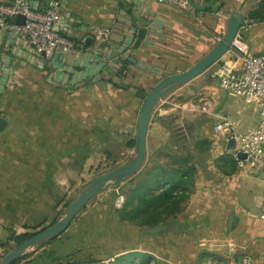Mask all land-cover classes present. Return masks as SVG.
<instances>
[{"label": "crops", "instance_id": "obj_1", "mask_svg": "<svg viewBox=\"0 0 264 264\" xmlns=\"http://www.w3.org/2000/svg\"><path fill=\"white\" fill-rule=\"evenodd\" d=\"M33 1L39 8L47 2ZM186 1L183 8L160 0H63V30L79 57L68 53L41 62L7 41L1 75L11 83L0 98V117L7 121L0 130L1 260L13 249L14 232L59 221L97 167H119L135 158L149 91L200 61L243 2L244 13L249 5V0ZM96 25L111 27L107 41L93 33ZM238 34L251 51L264 52V22L243 25ZM238 67L230 48L207 70L162 94L152 110L141 168L92 197L86 221L70 226L63 237L69 253L112 242L102 238L115 223L133 228L117 214L124 206L118 203L131 197L135 205L132 189L143 179L148 182L142 195L158 194L181 179L189 184L184 201L166 203L175 214L143 235L139 249L154 254L156 264H246L247 258L264 264V171L236 163L235 142L214 130L222 116L242 131L260 121L255 104L219 85ZM205 100H214L216 116L198 109ZM151 239H157L156 247L149 246ZM42 256L40 251L22 264H42Z\"/></svg>", "mask_w": 264, "mask_h": 264}, {"label": "built area", "instance_id": "obj_2", "mask_svg": "<svg viewBox=\"0 0 264 264\" xmlns=\"http://www.w3.org/2000/svg\"><path fill=\"white\" fill-rule=\"evenodd\" d=\"M187 7L186 0H160ZM19 15L25 17L23 23L17 22ZM64 2L63 0H47L39 8L33 0H12L9 3L0 2V98L4 87L11 83V78L4 79L1 75L7 41L14 47L18 46L27 53L38 56L41 62L46 59L63 58L70 53L79 57L80 49L64 32ZM65 25V24H64ZM92 31L101 42L107 41L112 33L111 27L93 26ZM231 49L239 62L236 71L220 79L222 89L235 93L247 104H255L260 111V121L256 126L240 130L238 123L231 118L222 116L214 125V130L220 135H228L235 142V159L238 163L264 171V52L257 53L250 49L249 44L238 34ZM195 104L191 103L193 107ZM214 100H205L198 109L203 113L216 116ZM243 153L246 156L240 157ZM124 200L118 205L122 206ZM260 218L264 223V201L262 202ZM251 258L245 260L251 264Z\"/></svg>", "mask_w": 264, "mask_h": 264}, {"label": "water", "instance_id": "obj_3", "mask_svg": "<svg viewBox=\"0 0 264 264\" xmlns=\"http://www.w3.org/2000/svg\"><path fill=\"white\" fill-rule=\"evenodd\" d=\"M245 3L246 1L243 2L239 11L230 17L225 34L223 35L219 43L209 53H207L190 69L163 78L158 83H156L149 91L144 100L138 122L136 140L137 154L135 158L132 159V161H130L129 163L119 166L114 170L95 178L85 187V189L79 194V196L71 204H69L59 221L43 230L36 232L31 237L19 243L10 252H8L2 260H0V264H12L16 259L21 257L29 247L36 246L37 244L48 240L51 237L63 233L68 228L75 215L81 209H83L86 206L87 202L105 185L119 183L135 174L141 168L146 156L148 129L152 116V110L156 101L168 89L186 83L207 70L230 50L234 39L240 31V28L243 25H248L253 22L246 19V15L243 11V6L245 5ZM24 21L25 17L23 15H19L17 18V22L23 23ZM6 122L7 121L5 118L0 117V130L4 128ZM245 156L246 155L243 153L240 154V157Z\"/></svg>", "mask_w": 264, "mask_h": 264}, {"label": "trees", "instance_id": "obj_4", "mask_svg": "<svg viewBox=\"0 0 264 264\" xmlns=\"http://www.w3.org/2000/svg\"><path fill=\"white\" fill-rule=\"evenodd\" d=\"M245 15L246 19L249 21L264 22V0H249V5L246 8ZM119 74H121V72H119ZM235 161L237 163L236 159ZM225 164L228 165V163ZM180 171L181 170H178V172ZM158 176V172L152 174L153 178H157ZM147 182L148 180L143 179L141 182H139L138 186L132 189L133 197H138V201L135 205H132V198L129 197L125 203H123L124 206L117 211V214L122 220H128L133 225L138 227L140 229V235L142 236L148 233H155L161 223L166 222L169 217L175 214L174 210L171 209V206H167L166 203L169 202V205L173 204L174 206L180 205V203L184 201L186 197L185 191L189 188L187 186L189 185L187 182L177 179L174 180L173 185L163 188V190L158 194L149 193L147 195H142V188L147 186ZM47 227L48 225L45 224L39 225L38 227L27 228L24 232H14L11 240H14V245L16 244L17 246L19 243L38 232L39 229H45ZM60 235L61 234L51 237L45 242H52ZM35 255V250L30 253H26L16 259L12 264L31 262ZM152 259H154V257H152L148 252L131 251L122 253L107 262L92 258L91 264H152ZM69 264L76 263L72 262Z\"/></svg>", "mask_w": 264, "mask_h": 264}, {"label": "rangeland", "instance_id": "obj_5", "mask_svg": "<svg viewBox=\"0 0 264 264\" xmlns=\"http://www.w3.org/2000/svg\"><path fill=\"white\" fill-rule=\"evenodd\" d=\"M115 168H117V165H114L112 163L101 164L99 167L96 168V175L93 177L90 183L98 176L108 173L109 171H112ZM90 201H92V198L87 202V204H90ZM87 204L75 215L68 228L76 223L78 224L81 221H86V219L83 218V215L85 216ZM47 225L49 227L51 224ZM68 228L63 233H61V235L56 240L49 243H46L45 241L47 240H45L37 244L36 246L29 247L24 253H30V251H33L34 249H36V254L41 251L44 255L42 256V264H69L72 262H75L76 264H91L92 258L107 262L122 253L131 251H142L139 249L141 247L142 237V235H140V229L136 226L131 229L128 226H126V228H122L120 225H116L115 223V226L112 225L109 228L108 235H105V237L102 238L103 240L106 238L110 239L112 242L107 243V245L102 242L100 243V245L95 246L92 250L89 249L84 252L77 251L76 253L71 254L69 253L70 248L65 243V240H63V237L64 239L65 237H68V231H70V228L69 230ZM43 229H39V231ZM129 236H131L132 239H128ZM155 240L157 239H151L152 242L150 241V247L157 246L158 243L155 242ZM14 247H16V244L14 245ZM109 247L111 249L116 248V251H108ZM149 254L152 257H156L154 254ZM151 263L156 264L154 259L151 260Z\"/></svg>", "mask_w": 264, "mask_h": 264}]
</instances>
